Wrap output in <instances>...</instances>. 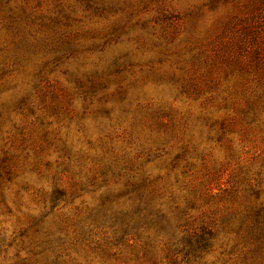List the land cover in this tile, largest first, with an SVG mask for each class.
<instances>
[{
  "label": "rangeland",
  "instance_id": "obj_1",
  "mask_svg": "<svg viewBox=\"0 0 264 264\" xmlns=\"http://www.w3.org/2000/svg\"><path fill=\"white\" fill-rule=\"evenodd\" d=\"M0 264H264V0H0Z\"/></svg>",
  "mask_w": 264,
  "mask_h": 264
}]
</instances>
